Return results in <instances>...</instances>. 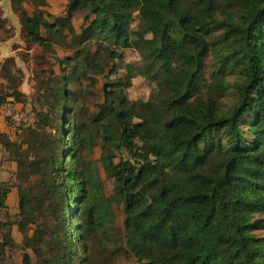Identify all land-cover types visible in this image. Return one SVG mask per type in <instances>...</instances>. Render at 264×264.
I'll use <instances>...</instances> for the list:
<instances>
[{
  "label": "trees",
  "instance_id": "obj_1",
  "mask_svg": "<svg viewBox=\"0 0 264 264\" xmlns=\"http://www.w3.org/2000/svg\"><path fill=\"white\" fill-rule=\"evenodd\" d=\"M10 2L21 37L39 49L34 101L45 109L35 110L34 125L21 127L17 139L0 133L17 162L19 189L18 213L3 222L10 185L0 184L1 255L9 247L23 252L22 264H92L90 241L100 233L112 258L114 206L123 204L129 231L122 248L138 264H264L257 232L264 219L255 217L264 214V0H68L67 15L54 24L47 0ZM25 3L34 6L31 14ZM6 21L0 15V29ZM55 37L75 55L58 56ZM89 42L96 50L82 58ZM128 48L141 60L104 84L95 116L81 114L72 81L91 72L92 86L95 75L108 78L106 69ZM212 49L218 79L206 84ZM15 64L11 57L3 65L10 90H0V106L9 98L26 102L21 83L12 84ZM138 75L155 83L147 100L127 95ZM230 91L235 101L225 109L219 97ZM98 139L101 167L114 180L111 196L92 159ZM123 151L129 155L117 159Z\"/></svg>",
  "mask_w": 264,
  "mask_h": 264
},
{
  "label": "rangeland",
  "instance_id": "obj_2",
  "mask_svg": "<svg viewBox=\"0 0 264 264\" xmlns=\"http://www.w3.org/2000/svg\"><path fill=\"white\" fill-rule=\"evenodd\" d=\"M28 8H29V11L31 12L32 9H34V6L31 5V7L29 6ZM0 15L3 18H5L3 15V11L1 9H0ZM56 18H58V17H56ZM56 18H54L52 16V17H50L49 21L54 24ZM139 18H140L139 13L135 12L134 16L131 20V27H133L134 29L137 28ZM6 20L7 21H6L5 29L4 30L0 29V39L1 40H7V39L11 38L13 40L14 54L12 56H9V57L5 56L4 58H2V60L0 59V72H2L3 65L6 63L7 59L13 57L16 61V64L12 65V68H11L13 74L15 75V78H14L12 84L15 85V83H21L20 87L22 85L23 90L25 92H27V93H25L27 96V99L25 102L26 106L24 107V109L20 110L21 115H22V122H21V126H20V132H21V130H22L21 127L28 126V125H34V123L36 121L35 110L45 109L43 105L35 103V101H34L35 100V92H36L35 86H36V82L38 79V75L36 74L37 68H36L34 57L36 56L39 49H35V48L30 49L29 45L21 37L20 19H19V23H18V28H19L18 31H17L15 25H12L13 23H10L8 21V19H6ZM16 24H17V22H16ZM64 31H65V34L69 38H71V35H70L69 31L67 30V28H65ZM43 33H44V35H46V30H43ZM53 40L55 41V44H54L55 53L58 56H60L61 58H65L69 55L70 56L75 55L76 51L74 49H72V46H71L72 44H69V42L64 43L58 37L53 38ZM81 50L83 52L82 58H84L88 53H91L92 51L96 50V44L89 42V43L85 44L81 48ZM0 53H1V51H0ZM139 58L141 60L140 53H139ZM124 59L125 58L123 57V59H119V60H116L113 63H111V66L108 69H106V73L109 76L108 78H104L103 75H95V77L97 78L98 81H97V84L94 86L91 85L90 79H89L90 78L89 76H94V73H92V72L86 73V74L83 73V76L81 75V79L79 81L78 80L72 81V87L74 88V90L78 93H81L80 96L77 97V101H76V105H75L76 108L79 109V112L81 114H89L93 117L99 112V105L104 102V84L107 82H111L115 78H118V77H120L126 73L125 67H126V64L128 62H126ZM139 61H137V62H139ZM216 63H217L216 54H215V51L212 49L211 52L209 53L207 59H206L207 66H206L205 73H204V81L206 84L213 83L214 81H216L218 79V76L215 74V72L217 70ZM8 65L10 66V64H8ZM4 70H6V68H4ZM18 70H21L22 73H20ZM56 71L58 73H61V67L59 65L56 66ZM2 74L3 73H1V76H0V90L7 92L8 90H10L9 82L4 77H2L3 76ZM227 78H228V81H233L235 76H234V74L229 72L227 74ZM147 83L148 82H146V81H144L141 84L139 82L136 83V85L134 86L135 88L134 89H133V87L131 88V95L132 96H133V94L135 95L137 93L136 90L139 89V87H141L142 85L143 86L148 85ZM154 90H155V83L150 85V91H149L148 87L146 88L145 96H147L149 94V97H150V95L152 94V92ZM148 92H150V93H148ZM141 100H143V99H141ZM219 100H220V103L223 104L224 108L228 109L234 104L235 96L232 93V91H230L227 94H220ZM126 108H129V107H126ZM83 117H84V115H83ZM244 126H246V121L244 123ZM102 145H103V140L98 139L97 145H96V147L92 153V159L100 167H101L100 158H101V154H102ZM128 155L129 154L126 151L120 152V154H118L117 159H119L121 157H127ZM100 175H101V177L104 180V183L106 185V195L111 196L113 194L114 180L106 177L102 167H101ZM114 208H115V212H116V216H117L116 217V226L119 229V238L117 240L118 242L116 244L112 245V249L117 251L116 254H114L112 258H110V257L107 258V255L104 253V250L101 248V245H102L101 236H100V233H98V234L93 235L91 238V241H90L91 251L89 253L88 258L90 259V262L92 264H138L134 258H131V260H130L126 254V251L124 250V248H122V246H124L123 241H124V239H126V235L129 231L127 220H126L125 205H123V204L119 205V206L115 205ZM255 217L260 218V219H264V214H255ZM257 232L260 235H264V226L262 228H260ZM75 236H76V238H78L77 235H75ZM75 236H74V238H75ZM77 246H78V244H77ZM22 253L23 252H21V254ZM31 255H32V258L35 262L36 259H35V256L32 252H31Z\"/></svg>",
  "mask_w": 264,
  "mask_h": 264
},
{
  "label": "crops",
  "instance_id": "obj_3",
  "mask_svg": "<svg viewBox=\"0 0 264 264\" xmlns=\"http://www.w3.org/2000/svg\"><path fill=\"white\" fill-rule=\"evenodd\" d=\"M62 1V2H61ZM48 6L45 9L53 15L54 18L56 17H64L67 15L66 13V6L68 0H47ZM31 7L30 3H25V7L28 12L31 14L32 11H29L28 7ZM33 6V5H32ZM0 9L3 11V15L12 25H15L18 31V23H19V16L14 12L12 9V5L10 0H0ZM50 19L49 17H47ZM17 22V24H16ZM84 25V18L83 15L77 13L76 16L73 18V26L77 33H80L82 26ZM147 38H151L152 34L147 33ZM0 59L4 58L5 56H12L14 54L13 50V40H1L0 39ZM124 60L128 63L130 62H137L140 60L139 52L133 48H128L124 50ZM1 76V72H0ZM144 81L148 82V85H142L139 89L136 90V94L133 96L131 95V88H135L134 86L136 83H143ZM150 82L145 77L138 75L132 80V86L127 89V95L131 100H138L143 99L147 100L149 94L145 96L146 88L148 87L150 91ZM21 92L27 93L23 90L22 85L19 88ZM132 89V90H133ZM150 93V92H148ZM7 105H12L17 110H22L26 106L25 103H20L13 101L12 99H8V101L0 106V133L5 134L10 139L12 138L10 135V127H9V120L5 115V107ZM13 140V139H12ZM16 172H17V162L12 159L11 152L8 150L2 142L0 141V184H9V191L6 196V207L3 209L1 214V220L3 222L14 221L15 215L18 213L19 207V189H18V182L16 180ZM12 238L17 245H20L23 242V234L19 231L18 226L13 224L11 227ZM0 242H1V234H0ZM22 251L17 249H10L9 247H5L4 254L1 255L0 253V264H22ZM30 252V251H29ZM31 254V252H30Z\"/></svg>",
  "mask_w": 264,
  "mask_h": 264
},
{
  "label": "built area",
  "instance_id": "obj_4",
  "mask_svg": "<svg viewBox=\"0 0 264 264\" xmlns=\"http://www.w3.org/2000/svg\"><path fill=\"white\" fill-rule=\"evenodd\" d=\"M5 115L9 120V127H10V135L11 139H17L20 133V126L22 122V115L21 112L12 105H7L5 107Z\"/></svg>",
  "mask_w": 264,
  "mask_h": 264
}]
</instances>
